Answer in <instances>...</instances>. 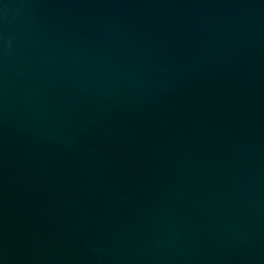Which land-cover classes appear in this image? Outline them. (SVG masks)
Returning a JSON list of instances; mask_svg holds the SVG:
<instances>
[{
    "label": "water",
    "instance_id": "obj_1",
    "mask_svg": "<svg viewBox=\"0 0 264 264\" xmlns=\"http://www.w3.org/2000/svg\"><path fill=\"white\" fill-rule=\"evenodd\" d=\"M0 264H264V0H0Z\"/></svg>",
    "mask_w": 264,
    "mask_h": 264
}]
</instances>
